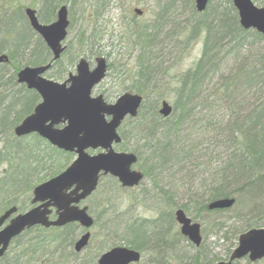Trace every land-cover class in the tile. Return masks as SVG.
I'll use <instances>...</instances> for the list:
<instances>
[{"label":"trees","instance_id":"16d2710c","mask_svg":"<svg viewBox=\"0 0 264 264\" xmlns=\"http://www.w3.org/2000/svg\"><path fill=\"white\" fill-rule=\"evenodd\" d=\"M62 1L40 0L38 18L43 22H50L55 16L56 8ZM69 1L73 3L77 0ZM139 1L136 0L137 3ZM144 1L152 8L151 25L150 27H147V23L141 25L135 19L131 22V35L137 33L135 35L139 40V49L134 56L133 84L127 88L133 89L134 92L141 95H148L155 87L157 88V85L155 83L151 86L146 84L148 80H145L146 78L141 75L143 69L149 68L151 65L146 55L150 48L154 47V45L150 46V43L156 39L157 30L164 25L166 17L176 15L179 0ZM184 1L186 5L190 4L191 14L186 24L180 29L178 28L176 33H182L186 40L201 35L202 46L200 56L187 69L171 76L173 86L170 93L174 97V108L171 115L175 119L170 120L171 115L165 118L161 117L154 102H151L148 106L147 114L141 117L142 104L137 116L128 118L129 122L131 119L133 121L138 120L137 125L135 127L130 125L128 131L138 129L144 121H151V125L149 124L142 138V145L148 147L149 156L145 159V165L141 164L140 167L143 178L149 176L154 179L155 183L157 182L154 178L156 170L164 169L170 159H175L179 163L182 158L185 159L187 156V148L180 143L176 135L178 131L176 126L178 122L188 117L191 108L188 109L187 105L195 98V91L200 83L204 85V89L201 90L202 94L203 91H209L206 94L209 100L204 99L205 102L208 101L210 104L207 105V108L213 109L216 103H219L226 109L227 113L229 112V117L220 127L218 136L221 137V143L230 148V152L210 171L211 178L215 182L216 180L219 181L215 184L212 181L207 186L205 189L207 195L204 200L200 201L202 197L198 195L199 197L197 196L192 202V206L196 211L193 218L197 219L202 212L206 211V203L209 200L231 196L233 190L228 188L231 184L236 185L235 190L241 197V201L247 202L246 212H242L243 205L242 208L238 207L236 212L239 213L232 216L233 222L218 219L213 221L219 229L226 228L223 237L230 241L226 249V257H228L237 244L239 234L252 227H264V202H262L264 200V53L256 55L260 48L256 49L257 52L252 46L257 42L264 47V39L261 34L251 29H243L237 22L236 14L230 15L223 12L221 9L226 8L227 5L221 8L219 5L214 4L213 0H210L206 10L197 14L191 0ZM101 5L103 7L104 3L102 2ZM17 12L11 15L12 20H17L16 17H19V24L21 22L23 24L21 28L19 27V31L13 33L12 36L17 40L27 42H29L31 35L35 36L28 51L25 52L27 57L24 60L26 61L25 65H39L50 62L51 54L48 48L41 38L32 32L21 11ZM99 12L95 13V18H99ZM1 13L3 14V12ZM22 16L24 21H21ZM207 17L211 18L209 24L207 23ZM216 25H220L221 30L217 29ZM148 30L151 32L148 33ZM94 34H96L95 30L90 33L89 37L82 36L79 38L75 47L73 46L74 48L69 47L71 52H69L68 62H62V57L66 52L64 51L58 60L52 62V66L56 67L57 64H61L65 68L66 64H72L83 51H89L92 56L100 55L102 51L95 50L100 46L98 44V46H95L97 39ZM254 52L255 54H253ZM108 55L106 54V56ZM227 60L235 63L236 67L223 77L222 69ZM4 68L5 64H0V70L2 69L0 71V91H2V88L6 90L5 80H15L14 74L5 77ZM12 68L16 71L19 64L13 63ZM123 70V64H120L117 69L118 74ZM215 78L221 80V84L208 87ZM20 89L25 96L20 109H14V104L8 105L5 103L7 99L5 93L4 102L2 98L0 100V134H4V137L0 138V213L11 206H16L19 210L28 208L32 187L62 171L72 155L50 146L36 134L19 138L14 136L13 127L24 116L31 113L39 100V96L34 90H26L24 87H20ZM237 91L244 98L242 102L237 101L234 103L232 98ZM243 105L247 108L244 111L239 109ZM142 119L144 120L143 123L139 124V120ZM122 126L124 127V124ZM122 126L119 132L124 138L125 130ZM117 146V149L126 150L121 148L123 147L122 144ZM134 152L137 154L136 150ZM60 160L62 161L58 163ZM222 162L223 164H221ZM14 167L20 168L19 175H23L26 177V181L28 180L26 185L17 186L10 182ZM13 179L16 180V178ZM9 188L16 190L9 192ZM245 196L247 197L244 199ZM170 199L167 196L166 202L157 203V212L153 217L135 218L131 222L130 220L127 221L124 230L129 231L128 235L123 238L124 245L138 250L141 253V260L143 257L148 256L145 264L214 263L211 260H204L199 254L201 245L195 249V253L188 259L186 251L183 253L184 259L183 254H180L181 252H176L175 243L181 238L187 240L178 231L171 228L174 218L173 204ZM179 207L183 208L186 214L190 209L187 204ZM78 229L77 224L70 223L63 227L49 229L38 227L24 232L23 235L19 236V239L23 240L21 247L18 252L13 253L11 261L16 262L18 258H23L29 264H73L70 259L71 256H75L72 246ZM187 245L192 246L189 242ZM64 251L66 252L64 253ZM141 260L136 264H141ZM239 263L235 262L234 264ZM244 264H264V260L254 263L246 260Z\"/></svg>","mask_w":264,"mask_h":264},{"label":"rangeland","instance_id":"374dc122","mask_svg":"<svg viewBox=\"0 0 264 264\" xmlns=\"http://www.w3.org/2000/svg\"><path fill=\"white\" fill-rule=\"evenodd\" d=\"M225 1L226 0H213V3L221 5ZM252 1L257 6L264 8V0ZM102 2L104 3L103 7L101 5ZM178 3L176 15L174 16L173 14L171 17H166L167 19L164 21V25L159 28L161 33L158 32L157 38L150 43V46L154 45V47L150 48V51L146 55L150 63L155 62L157 65L169 67V76L187 69L200 56L202 46L201 35L186 40L182 33H176L178 28L180 29L186 24L191 14L190 4L186 5L182 0H179ZM16 4L17 6L19 5V7L28 6L34 8L37 13L40 9V0H0V11L6 10L9 13H14L17 6L13 7V5ZM64 4L67 7L69 24L67 27V36L63 42V44L67 46L66 49L68 51L66 50L64 53L62 62H68L70 57L69 52H71L69 47H75L79 38L82 36L89 37L90 33L95 30L96 34L94 35L97 39L95 46H100L95 48V50L102 51L101 54L97 56H104L110 67L107 70L105 78L93 88L92 95L96 96L101 94L106 102H112L125 91L136 93L133 89L127 88L133 84L135 70L133 67L135 64L134 56L138 53L139 49L138 41L131 35V22L135 19L137 23L141 25L147 23V27H150L152 19L151 6L149 7L144 0H140L138 3L136 0H77L73 3L69 0H63L60 5ZM134 8L143 10L144 13L142 16L137 17L133 12ZM95 11H100L99 18H95ZM54 18L51 21H53ZM223 18L227 20L225 16H223ZM12 19L13 17L9 15L2 17L1 25L5 31L11 29ZM210 19V17H207L208 24ZM165 22L167 23L165 24ZM220 27V25H216V28L219 30H221ZM150 32L151 31L148 30V33ZM29 38L28 43L31 45L35 36L31 35ZM252 46L258 48L261 44L256 42ZM254 50L257 51L256 49ZM106 54L109 55L106 56ZM97 56H92L89 51H83L72 64H66L65 68H63L61 64H57L51 71L46 72L44 76L48 79L61 82L67 78L69 73H75V65L80 57L86 58L90 66L93 67L94 60ZM26 58L25 53H23L22 55H18L17 60L22 64ZM120 64H123L124 70L118 74L117 69ZM235 67V63H232L231 60H227L222 69L223 77L228 75ZM168 81V75L163 76L159 81V86L167 88ZM220 84L221 80L215 78L210 82L208 87L214 85L219 86ZM163 94L166 100L170 98L169 95ZM233 98L237 99L238 102H242L244 96L237 91ZM153 100V95L147 96L143 103L141 117L147 114L148 106ZM207 100H209V97H207ZM208 104V101H199L192 115L180 126V143L186 147H190L192 143H194L195 146L192 149L189 148L190 150H186L187 156L185 159L182 158L179 161V163L181 162L180 165L176 167H179V170L175 168L168 173L167 177L161 176V178L158 177L159 171L156 170L154 178H156L155 181L157 182L154 183V179L145 176L140 183L132 189L121 188L117 179L110 175L102 176L99 179L96 190L84 202V204L88 205L89 213L95 219L96 223L90 229L91 237L87 246H85L81 252L77 253L76 256H72L70 262L73 264H95L98 257L111 247L124 245L125 241L123 238L126 236L123 235L125 233L123 225L126 223V219L133 215L136 216V218L153 217L157 212V203L166 202L167 196H171L170 202L176 203V206L187 204L190 208L187 215L201 225L202 243L199 254L203 259L214 262L227 259L226 249L230 241L223 237V232L226 228L219 229L217 226L213 225L211 220L217 216L225 218L228 222H233L234 219L232 216L239 213L236 212L238 211V207L242 208L244 205L242 212H246L247 202L237 199L232 208L221 214H214L215 216L212 217L200 215L197 219L193 218L196 211L192 206V202L197 195L201 196L206 193L205 189L208 186V182L211 184L212 181L210 175L211 168L219 164L223 157L227 156L230 152V148H227L225 144L221 143V137L218 136V123L228 117L229 112L227 113L226 109L219 103H216L212 110L207 108ZM239 109L244 111V109L247 108L243 105V107ZM208 110H211L212 113L209 114ZM170 118V120L175 119L173 115H171ZM137 121L138 120L133 121V119H131L129 122V119H126L123 122L124 127H122L125 130V134L120 144L123 145L121 148L126 150L117 149L118 146H115L114 149L122 152H133L134 154H136L134 152V150H136L138 154H136L137 162L133 166V169L142 172L140 166L141 164L145 165V159L149 156L148 147L142 145V138L151 121L139 120V124H142L144 121L143 125L129 132L128 129L130 125L135 127L138 123ZM185 128L190 129L192 132L185 134ZM3 137L4 134H0V138ZM98 151L99 150L90 151V153ZM73 158L74 154L67 160V165ZM61 161L62 160L58 161V163ZM63 161L65 160L63 159ZM203 180H206L204 186H202L201 183ZM235 188L236 185L231 184L228 189L237 193ZM237 196L238 194L236 198ZM246 197L247 196H245L244 199ZM262 202H264V200H262ZM107 221L111 223L108 226L106 224ZM171 228L174 231H179V226L175 221L171 225ZM80 230V228L77 230L75 238L79 236ZM187 243L188 241L181 238L175 244L178 245L179 252H181L180 254L186 251L188 259L195 253L196 248H194V246H188ZM65 252L66 251H64V253ZM180 256L182 257V255ZM204 256H206V258H204ZM147 259L148 256L143 257L141 264H145ZM245 261V259H242L239 264H244Z\"/></svg>","mask_w":264,"mask_h":264},{"label":"water","instance_id":"95a60500","mask_svg":"<svg viewBox=\"0 0 264 264\" xmlns=\"http://www.w3.org/2000/svg\"><path fill=\"white\" fill-rule=\"evenodd\" d=\"M237 10L239 25L243 29H254L264 37V8L252 0H231ZM195 8L202 12L208 0H194ZM134 12L141 15V10ZM30 27L36 31L52 53V60L59 58L64 47L69 24L67 7L61 5L56 10L54 21L43 24L39 21L36 10L26 8ZM0 56V63L6 62ZM50 63L39 66H25L16 75L17 81L24 83L28 89L40 96V102L33 111L26 115L13 128L17 137L36 133L52 146L65 152L74 153V160L60 173L37 184L32 190L31 204L39 203L24 213L17 214L0 229V256L10 240L25 228L35 225L43 227H61L68 223H78L88 229L74 242L73 249L80 252L88 243L89 228L93 218L87 207L78 204L86 199L98 184L99 176L115 177L122 187L137 186L142 180V173L132 167L137 162L133 152H119L114 145L121 138L118 128L126 117H135L141 104V95L124 92L114 103H108L101 94L92 96L95 85L100 83L106 74V60L103 56L95 59V66L89 69L85 58H80L75 65V74H69L62 82H56L43 76ZM172 107L162 102L159 113L168 117ZM61 125V127H57ZM100 149L89 154L87 150ZM232 198H220L209 204V208H230ZM56 217L48 218L52 209ZM16 207L11 206L0 215V227L13 213ZM179 233L193 246L202 242L201 226L188 217L182 209L174 213ZM247 258L256 262L264 258V227L250 228L241 233L237 245L225 261L213 264H234L235 261ZM141 259L138 250L125 246H115L100 255L97 264H135Z\"/></svg>","mask_w":264,"mask_h":264},{"label":"bare ground","instance_id":"6f19581e","mask_svg":"<svg viewBox=\"0 0 264 264\" xmlns=\"http://www.w3.org/2000/svg\"><path fill=\"white\" fill-rule=\"evenodd\" d=\"M184 1V0H183ZM209 1L210 0H208V3H209ZM185 2V1H184ZM191 3H192V5H193V7H194V10L196 11V13L197 14H200V13H203L205 10H206V8H207V6H208V3H207V5H206V8L202 11V12H198L197 10H196V8H195V2H194V0H191ZM225 5H227V7L226 8H223V9H221L223 12H225V13H227V14H230V15H232V14H236V16H237V10L234 8V6H233V4H232V1L231 0H226L223 4H221V5H219L221 8L223 7V6H225ZM229 5H232V6H229ZM17 6V4L16 5H13V7H16ZM219 7V8H220ZM261 7V6H260ZM26 8H28V6H20L19 7V5L17 6V8H16V10L14 11V13H9L8 11H6V10H2V11H0V56H5L6 57V59H7V61L6 62H3V63H0V64H5V68H4V70H5V72H4V75H5V77L7 78L8 76H10L11 74H14V76H15V80H5L4 81V83H5V87H6V90L5 89H3L2 88V91H0V100H2L3 99V102H4V93L6 94V97H7V99H6V101H5V103L6 104H8V105H12V104H14V106H13V108L14 109H20L21 108V104L24 102V99H25V96H24V94H23V92H22V90L20 89V87H24V89H26V90H29L28 88H27V86L24 84V83H20V82H18L17 81V77H16V75H17V73H18V71L20 70V69H22L23 67H25V66H39V65H45V64H39V65H25V62L26 61H24L22 64L20 63V61L19 60H17V58H18V55L19 54H23V53H25V52H27L28 51V49H29V47H30V45H29V43L27 42V41H20L19 39L17 40V39H15L14 38V36H12L13 35V33H16V32H18L19 31V27L21 28L22 27V24H23V22H21L20 24H19V22H20V18L19 17H16L17 18V20L16 19H14V20H12V24H11V29L9 30V31H5L4 29H3V27H2V25H1V22H2V17L3 16H6V15H9V16H11L12 14H15V13H18L17 11H21V13H22V15L24 16V19H26V21L28 22V19H27V16H26V14H25V9ZM134 9H136V8H134ZM134 9H133V11H134ZM1 12H3V14L1 13ZM19 16V15H18ZM23 16H22V20L21 21H24L23 20ZM137 16V15H136ZM237 22H238V20H237ZM29 23V22H28ZM41 23H43V24H45V22H43V21H41ZM239 23V22H238ZM19 24V25H18ZM31 28V27H30ZM31 30H32V32H34V34H38L36 31H34L32 28H31ZM133 31H134V28H133ZM158 32H160L161 33V30H157V35H156V38H157V36H158ZM256 33H258V34H261V33H259V32H257V31H255ZM29 34V33H28ZM134 35H133V37H134V39L135 40H137V41H139L138 40V38L136 37V35L135 34H137V33H133ZM262 36V35H261ZM263 37V36H262ZM263 39H264V37H263ZM256 43V42H255ZM260 48V51L258 52V53H256V55H258V54H262V53H264V47L261 45V46H259L258 47V49ZM254 49H257V48H255L254 47ZM16 50V51H15ZM26 54V53H25ZM253 54H255V52L253 53ZM11 55H12V58H11ZM106 60V59H105ZM13 63H16V64H19V68L16 70V71H14V69L12 68V64ZM106 64H107V60H106ZM50 68H52V65H50V67H49V69ZM108 68H109V66L107 65V67H106V72H107V70H108ZM169 67H163V66H161V65H157L156 63L154 64V63H151V65H150V67L149 68H144L143 69V71H142V73H141V75H142V77L143 78H146L145 80H148L147 82H146V84H149L150 86L152 85V84H156L157 85V88L155 87L152 91H151V93H149L148 95H141V94H139V93H137V94H139V95H141V104H140V106H139V108H138V111H139V109H140V107H141V105L143 104V102L145 101V99L147 98V96H149V95H153L154 96V101H152V102H154V104L157 106V109H158V114L161 116V117H163L160 113H159V109H160V107L162 106V102L163 101H165L166 103H168L171 107H172V111H171V113H170V115L173 113V108H174V105H173V101H174V97H173V95H171V89H172V86H173V84H172V77L171 76H169V74H168V71H169ZM0 71H2V69L0 70ZM183 72V71H182ZM178 73H180V72H178ZM178 73H176V74H178ZM166 75H168V77H169V81L167 82V88H163L162 86H159V81L162 79V77L163 76H166ZM148 85V86H149ZM204 85L202 84V83H200L199 84V86H198V89L195 91V93H196V95H194V97L195 98H193L192 99V102H190L188 105H187V108L188 109H190L189 111V115H188V117L185 119V120H182V121H180V122H178V125L176 126L177 128H178V131L176 132V135H177V137H178V139L180 140L181 138H180V126L184 123V121H186L191 115H192V112L194 111V109H195V106L198 104V102L199 101H203L204 102V99L205 98H207V96H206V94H207V92L206 91H203V94L201 93V90H203L204 89V87H203ZM125 92H128V91H125ZM165 93V94H167V95H169V97L170 98H168V100H166L165 99V97H164V94L163 93ZM124 93V92H123ZM131 93V92H130ZM133 93V92H132ZM122 94V93H121ZM120 94V95H121ZM38 95V94H37ZM119 95V96H120ZM39 96V95H38ZM118 96V97H119ZM117 97V98H118ZM2 98V99H1ZM116 98V99H117ZM116 99L114 100V101H112V102H108V103H114L115 101H116ZM183 99V98H182ZM233 99V101H234V103H236L237 102V99H234V98H232ZM39 100H40V96H39ZM38 100V102L36 103V105L40 102ZM212 110V109H211ZM211 110L209 111V114H211L212 112H211ZM137 114H138V112H137ZM137 116V115H136ZM135 116V117H136ZM135 117H133V118H135ZM212 117V116H211ZM229 117V116H228ZM228 117H226L225 119H223L221 122H219L218 124V129L220 130V127L223 125V123L228 119ZM164 118V117H163ZM184 132H185V134H187V133H190V132H192L190 129H187V128H185V130H184ZM119 136H120V138H121V141H120V143L122 142V140H123V138H122V134L119 132ZM43 139V138H42ZM45 142H47L48 144H49V142L48 141H46L45 139H43ZM181 141V140H180ZM203 141H204V139H203ZM50 145V144H49ZM195 145H194V143H192L191 144V146L190 147H186V146H184V147H186L187 149H189V148H193ZM190 150V149H189ZM224 158H226V156H224L223 157V159ZM222 159V160H223ZM224 162V161H223ZM223 162L221 163V164H223ZM181 163V162H180ZM180 163H178L177 164V160H172V159H170L169 160V163L164 167V169H161L160 171H159V174H158V177H160L161 178V176H166L167 177V175H168V173L169 172H171V170H174L176 167H177V165H180ZM177 170H179V167L178 168H176ZM211 173V172H210ZM20 174V168H18V167H14L13 168V170H12V176H11V178H10V182H12L13 184H15V185H17V186H20V185H26L27 183H28V180L26 181V177H24L23 175H19ZM13 178H16V180H14ZM158 179V178H157ZM213 182H214V184L217 182V181H219V180H216V182H215V180H213V179H211ZM211 181V182H212ZM202 186H204L205 184H206V180H203L202 182ZM37 184H35L33 187H32V190H33V188L36 186ZM208 185H210L209 184V182H208ZM16 189H14V188H9V192H14ZM238 193H236L235 191H233V193H232V195L230 196H223V197H221V198H232L233 200H234V202H233V204H232V206L230 207V208H232L233 206H234V204L236 203V200L238 199V200H241L240 198V196L238 195L237 196V198H236V195H237ZM204 195V196H203ZM203 195H201V200L200 201H202V200H204L205 198H206V193H204ZM198 196V195H197ZM168 197H170L171 198V196H168ZM199 197V196H198ZM197 198V197H196ZM195 198V199H196ZM217 199H220V198H215V199H212V200H209L207 203H206V211L205 212H202V216H206V217H212V216H215L214 214H221L222 212H224V211H226V210H229L230 208H224V209H219V208H213V209H210L208 206H209V204L210 203H212L213 201H215V200H217ZM160 204H162V203H160ZM172 204H173V218H174V221L176 222V219H175V215H174V213H175V211L177 210V209H182L183 210V208H181V207H179V206H176L177 204L176 203H174V202H172ZM157 206V205H156ZM156 210H157V208H156ZM184 211V210H183ZM216 211H221V212H216ZM186 214V213H185ZM136 218V216H132V217H129L128 219H126V221L125 222H127V221H129L130 220V222L131 221H133L134 219ZM214 219H218V220H226L225 218H222V217H214L211 221H212V223H213V221H215ZM177 223V222H176ZM106 224H107V226L109 225V224H111L109 221H107L106 222ZM213 225H215L214 223H213ZM124 226H125V224L123 225V228H124ZM216 226V225H215ZM128 231L129 230H124V236H127L128 235ZM201 235H202V232H201ZM125 238V237H124ZM76 239V238H75ZM188 241V240H187ZM189 242V241H188ZM190 243V242H189ZM234 249V248H233ZM232 249V250H233ZM231 250V251H232ZM179 248H178V245H176V252H178L179 253ZM77 255V253H75V256ZM72 257V256H71ZM204 258H206V256H204ZM6 264H29V263H26L24 260H23V258H18L17 260H16V262H12L11 261V259L6 263Z\"/></svg>","mask_w":264,"mask_h":264},{"label":"flooded vegetation","instance_id":"af4514ba","mask_svg":"<svg viewBox=\"0 0 264 264\" xmlns=\"http://www.w3.org/2000/svg\"><path fill=\"white\" fill-rule=\"evenodd\" d=\"M36 35L40 37L39 34H36ZM40 38H41V37H40ZM41 40L43 41L42 38H41ZM66 48H67V46L64 44L63 52L67 50ZM49 52H50V51H49ZM107 65H108V64H107ZM54 67H55V66H54ZM54 67L52 66V68L48 69V71H51V69H53ZM93 67H94V65H93ZM93 67H91V66H90V63H89V68L92 69ZM96 86H97V85H96ZM84 202H85V201L80 202V203L78 204V206H79V207L86 206V207H87V210H88V205L84 204ZM38 204H39V203H38ZM33 206H34V205H31V206H29L28 208L23 209V210H18V209H17V213H23L24 211L30 209V208L33 207ZM51 209H52V212H51V213L49 214V216H48V218H49L50 220H52V219H54V218L56 217L55 209H54V208H51ZM4 211H5V210H4ZM4 211H2L1 213H3ZM88 211H89V210H88ZM14 216H15V214L10 215V216L5 220L4 225H6V224L9 222V220H10L11 218H13ZM94 224H95V222H94ZM4 225H3V226H4ZM38 227H40V226H39V225H35V226L29 227V228H25V229H24V230H23L18 236L12 238V239L10 240L9 244L7 245L6 249L4 250V252H3L2 255L0 256V264H5V263H7V262L9 261V259H13V258H12L13 253H16V252L19 251V249H20V247H21V244H22V241H23V240H20V239H19V236L23 235L24 232H28L29 230L36 229V228H38ZM47 229H49V228H47ZM36 233H37V232H36ZM90 233H91V232H90Z\"/></svg>","mask_w":264,"mask_h":264}]
</instances>
